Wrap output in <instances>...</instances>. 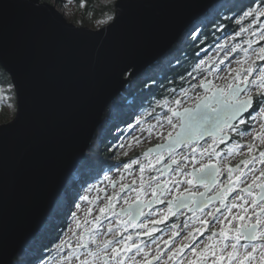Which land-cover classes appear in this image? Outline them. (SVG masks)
I'll return each mask as SVG.
<instances>
[{"label":"snow or ice","instance_id":"obj_1","mask_svg":"<svg viewBox=\"0 0 264 264\" xmlns=\"http://www.w3.org/2000/svg\"><path fill=\"white\" fill-rule=\"evenodd\" d=\"M71 3L65 0V7ZM246 18H251L249 26L228 38L247 32L243 43L216 44L222 57L199 59L186 76L179 77V86L136 119L139 126L145 123V115L155 113L156 122L148 123L147 131L156 132L163 142L142 153L144 162L136 157L117 169L119 182L105 175L111 193L93 184L79 196L88 205L83 216L77 215L81 210L77 202L72 223L42 264H264V150H260L264 148V25L252 29L264 18V0L259 5L253 0L237 23ZM114 19L106 14L98 23ZM238 50L244 59L237 55L230 60ZM218 72L225 73L218 77L222 85L209 78ZM157 107L166 111L157 113ZM127 127L143 131L132 124ZM247 136L252 140L243 144L236 139ZM131 139L139 143L138 137ZM244 148L247 158L235 165L225 163ZM161 163L162 168L156 169ZM257 163L262 167L257 169ZM133 165L139 166V182L123 183V171ZM152 169L157 174L145 179L146 170ZM165 173L167 178L160 179ZM129 192L135 193L131 202ZM153 204L164 207L153 209ZM178 213H191L187 219L195 223L171 224L167 239L156 235L159 225ZM129 228L136 231L130 233Z\"/></svg>","mask_w":264,"mask_h":264},{"label":"water","instance_id":"obj_2","mask_svg":"<svg viewBox=\"0 0 264 264\" xmlns=\"http://www.w3.org/2000/svg\"><path fill=\"white\" fill-rule=\"evenodd\" d=\"M219 1L117 0L94 29L47 1L0 0V65L17 100L0 124V264L44 227L107 107Z\"/></svg>","mask_w":264,"mask_h":264},{"label":"trees","instance_id":"obj_3","mask_svg":"<svg viewBox=\"0 0 264 264\" xmlns=\"http://www.w3.org/2000/svg\"><path fill=\"white\" fill-rule=\"evenodd\" d=\"M45 1L55 4L58 1L61 2V0ZM75 1L78 5V15L89 22H93L94 14L95 16L105 14V10H93L90 3H85L87 0H84L83 7H80L81 0ZM92 1L100 7L104 5L100 0ZM255 3L259 5L260 0H255ZM252 4L253 0H220L190 25L170 51L126 86L123 93L105 110L101 124L95 132L84 159L81 161L76 173L71 176L72 178L61 196L57 199L52 211L49 213L46 224L15 255L13 264H36V261L46 257L47 252L44 250L49 246H53L57 238L62 235L64 228L67 226L65 215H67L66 208L69 206V201L74 199L78 191L82 189L77 185V180L75 181L74 177L80 175L84 183L86 175L95 176V173H99V161L103 160L102 157H105L103 155L105 147L113 141L116 135L114 134L115 126L126 122L125 120H128L131 114L141 106V100L136 96L139 89L141 92L145 90L144 94L152 90V94L158 95V99L167 96L165 94L169 93L172 87L179 86V77L186 76L187 72L191 71L192 66L199 59L201 49L216 43L224 32L233 31L237 27V23H234L232 19L233 15H239L242 10L252 6ZM220 24H223L224 27L219 28L218 25ZM197 32H199L198 36H196ZM135 83L136 86H134ZM0 85L13 86L10 74L1 65ZM149 86H151L150 89ZM13 92L16 93L14 89ZM12 101H15L17 106L16 97ZM1 103L4 104L3 101ZM5 120V115L0 114V123L5 122ZM110 161L117 162L112 159ZM105 162L107 161H104L103 164ZM42 260L44 261V259Z\"/></svg>","mask_w":264,"mask_h":264},{"label":"rangeland","instance_id":"obj_4","mask_svg":"<svg viewBox=\"0 0 264 264\" xmlns=\"http://www.w3.org/2000/svg\"><path fill=\"white\" fill-rule=\"evenodd\" d=\"M42 1H45V0H42ZM116 1L117 0H100V2H102L104 4L103 7H100L96 4H94V2L92 0H87L85 3L86 4L90 3L92 5L93 10H95V11L105 10V14H103V15L100 14L98 16H95V14H94L93 19H92L93 22H89L88 20H85L80 15H78V5H77L75 0H73V3L67 4L66 7H65V0H61V2L58 1L57 4H55L53 2H50V3L55 5L58 8V10L60 12H62L63 15L68 19V21L73 22V23L80 25V26H88V27L97 29V28H101V27L110 23V22L103 23V24L98 23V21H102V20L106 19V14H111L115 17ZM239 15H233L232 19L234 20V23L235 22L237 23V21L239 20ZM250 23H251V18H246L245 20L237 23V27L233 31L224 32L221 35V37L218 38L216 43H214L213 45H210V46H205L203 49H201V52L199 54V59L208 60L210 57H217V58L222 57L223 53L218 52L215 45L221 44L225 40H228L229 47H231L232 44H234V43H243V41L249 37V33H247V32L244 33L243 37H235L234 39H228V38L232 37L234 35V33L239 30V28H241V27L247 28ZM261 25H264V18H259V20L256 24H252V29L255 30L257 27H259ZM198 35H199V32H197L196 36H198ZM261 43H264V41H262ZM243 46L247 47V44L245 43V44H243ZM253 47H257V45L254 44ZM237 55L239 56V58L241 60L244 59V54L242 52H239V50H238L237 53L232 54V57H230V60L235 58ZM227 63H228V61L225 62V64H227ZM244 66L246 67L247 65H244ZM223 67H224V65H220V68H223ZM232 67H237V65L235 63H233ZM194 75H195V73H194ZM223 75H225V73L218 72L214 76H210L209 78L214 79L215 83L222 85L224 83V81L219 79L218 77L223 76ZM134 86H136V83L134 84ZM150 87L151 86H149L148 88L150 89ZM13 89H14V86H12V85L11 86H1L0 85V100L4 102V104H2L0 101V114L5 115V117H6V120L3 123H6V122L12 120L16 115L17 106L15 105V101L14 102L12 101V99L14 97H16V93L13 92ZM144 91L145 90H142V92H141L139 89V91L136 93V96L139 97V99L141 100L140 108L138 110H136V112L132 113L130 118L128 120H125L126 122L119 123L117 126H115V129H114L115 133L114 134H116V135L114 136L113 141L110 142V144L107 147H105L106 149L103 152V155L105 157L104 158L102 157L103 160L99 161V163H100V164H98L99 173L98 172L95 173L96 172L95 171L94 172L95 176L86 175V179H85L84 183L82 182V178L80 177V175L79 176L77 175L74 177L75 181L77 180V185L82 189H81V191H78L77 196L74 199L69 201V204H68L69 206L66 208L67 215H65L66 220H67V226L64 228L63 233L66 232L68 225L72 223L71 212L77 211V209L75 208V204L77 202H79L81 204V210L77 211V215L83 216V210L86 209L88 205L86 202L79 201V196L83 195L85 190L89 186L95 184V185H98V187H100V188H107L108 192L111 193L112 188H111V185L109 184V182L104 179L105 175H108L111 179L117 180L119 182L120 177H121V173L117 172V169H122L124 163H127L131 159H134L136 157H139L140 160L142 162H144L145 157L142 155V153L147 151L154 144L163 142L161 137L156 132H153L150 135L149 132L147 131L148 123L154 124L156 122L154 119L155 113H153L152 116L145 115V123H143L139 126H136V119L141 117L142 115L146 114L147 112H149L152 107H155V101L160 100L157 97L158 95L152 94V90H149V92H145L146 94H144ZM147 93H149V94H147ZM165 95L168 96L169 93H167ZM164 97H166V96H164ZM163 111H166V109H163L161 107L156 108L157 113H160ZM0 124H2V123H0ZM129 124L134 125L136 128H142L143 131L128 129L127 126ZM257 130H259L258 125H257ZM167 131H168L167 126H165V129H164L165 136L167 135ZM131 136L138 137L139 143H137L135 140H132ZM120 145H124V146L120 147ZM124 153H127V155H124ZM153 155H155V153H153ZM110 159H112L113 161H117V162H112V161H110ZM104 161H107V162H105V164H103ZM138 168H139L138 165H133V167L131 169L123 171V173H122L123 174V181L122 182L130 184V183H132L133 180H136L138 183L139 182V176H140ZM156 169H158V165H156ZM156 169L146 170L145 179H147V177L149 175H156L157 174ZM167 176L168 175H166V176L163 175L160 177V179H166ZM89 195L92 196V195H95V193L94 192L89 193ZM149 195L144 197V198H148ZM134 196H135V193L129 192L130 202L134 198ZM142 196H143V194H142ZM121 204H122V201H121ZM118 206H121V205H118ZM163 207H164V205L161 204L158 208H163ZM158 208H156V209H158ZM93 215H95V212H93ZM61 238H62V235L59 238H57L55 243H57ZM52 249H53V246H49L48 248H46L44 250L45 252H47L46 257L41 258V260L39 259L38 261H36V264H41L42 263L41 261H43L42 259L46 260L47 257L51 254ZM41 255H43V254L41 253Z\"/></svg>","mask_w":264,"mask_h":264},{"label":"flooded vegetation","instance_id":"obj_5","mask_svg":"<svg viewBox=\"0 0 264 264\" xmlns=\"http://www.w3.org/2000/svg\"><path fill=\"white\" fill-rule=\"evenodd\" d=\"M253 115H255V114L253 113ZM250 130H251V128L247 129V131H250ZM236 139H237L240 143L243 144V143H245L246 141L252 140V137H251V136H247V137H245L243 140H241L239 137H236ZM160 143H162V142H160ZM201 143H203V141H201ZM157 144H159V143H157ZM155 145H156V144H154L153 146H155ZM226 146H227V142H226L225 145H221L222 148H226ZM260 150H264V148H261ZM255 154L258 155V152H256ZM247 156H248L247 149L244 148V149L241 150L240 153H236V154H234V155H232V156H228V157H227V160H225V163H226V164L235 165V164H238L241 160L247 158ZM222 158H223V157H222ZM255 167H256L257 169H259V168H261L262 166H261L260 164L257 163ZM161 168H162V163H161L160 165H158V169H161ZM245 171H247V169H245ZM166 175H168V174L165 173L164 176H166ZM220 179H221V180H224L225 177H224V176H221ZM201 190H202V189H201ZM148 198H150V195H149ZM160 205H161V204H153V205H152V208H153V209H156V208H158ZM119 207H120V206H118V208H119ZM190 215H191V213H187L186 215L181 216V215L178 213V214H177V217H175V218H171L169 221H166L164 224L159 225L161 231H160L159 233H156V235L161 236L163 239H167V238H168V235L171 234V233H170V225H171V224H180L181 226H183V224H184L185 222H187L189 225L194 224V223H195L194 220H188V219H187V217L190 216ZM197 215H199V213H197ZM215 227H216V228H219L220 225L217 224V225H215ZM128 231L131 233V232L136 231V229L129 228ZM126 234H127V233H126ZM183 234H186V233H182V235H183ZM143 239H148V238H147V237H144ZM176 239L179 240L180 237H177ZM204 242H205V243H208L207 239H205ZM202 246H203V245H201V247H202ZM153 247H154V246H153ZM161 247H163V245H161ZM190 255H191V254L189 253V256H190Z\"/></svg>","mask_w":264,"mask_h":264}]
</instances>
